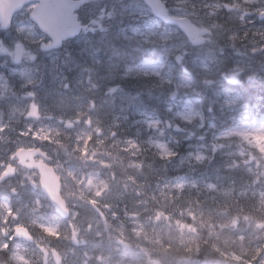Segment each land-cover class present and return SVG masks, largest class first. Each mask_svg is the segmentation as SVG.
<instances>
[{"label": "clouds", "instance_id": "1", "mask_svg": "<svg viewBox=\"0 0 264 264\" xmlns=\"http://www.w3.org/2000/svg\"><path fill=\"white\" fill-rule=\"evenodd\" d=\"M48 111L0 124V264H264V200L221 214L165 192L111 129L55 98Z\"/></svg>", "mask_w": 264, "mask_h": 264}, {"label": "rangeland", "instance_id": "2", "mask_svg": "<svg viewBox=\"0 0 264 264\" xmlns=\"http://www.w3.org/2000/svg\"><path fill=\"white\" fill-rule=\"evenodd\" d=\"M162 1L172 16L188 18L199 27L200 46L193 47L191 41L177 28L157 22L150 11L142 5L141 0L98 1L93 6L89 4L83 9L81 18L85 21V28L82 36L66 42L61 49L51 55L50 71L63 68L69 53L72 52L73 56L75 52L87 50L91 42L105 44L102 45L104 49L102 53L109 48L111 51H108L107 55L114 61V68L110 71L121 67V72L119 75L114 71L105 74L101 70L98 71L95 64L89 66L85 70L88 82L97 93L102 91L100 98L103 101L96 102L92 99L79 101L78 107L82 112L83 106L93 109L88 116L91 115L95 121L96 114L105 108L102 103L108 102L112 107L115 104L120 111H115L116 118L123 122L120 127L129 129L130 125V133L133 134L120 141L122 148L135 153L131 157L133 160L135 158L142 160L143 158L138 156L141 154L144 156L146 151V154L154 155L156 160L164 159V166L177 173L185 166L201 167L206 162L223 156L228 161L227 167L244 172L248 179L260 176L261 167L254 158L253 146L259 153H264V121L261 120L264 119V115L256 111L258 104L241 105L240 100L234 95V90L243 85L253 86V93L260 95L259 87H264V22H258L256 18L257 13L264 11V0ZM33 7L34 4L24 7L13 21L10 32L6 34V42L0 44V68H4L1 64H4L5 60L11 61L10 55H15L16 44H20L26 50L27 56L31 57L30 67L24 69L6 67L5 74L0 70V80L5 82L19 80L18 83L22 86H28L29 81L36 78L37 69L43 70L44 61L34 51L37 44L48 40L45 35L39 34L27 19ZM218 17L227 20L224 24L221 23L219 29L213 26V21ZM222 24L225 25L223 28ZM246 45L249 48L245 50L242 47ZM126 46L132 52L115 53L116 50L124 51ZM189 51L195 53L193 58L187 57ZM148 53L152 56H146ZM221 54L233 57L230 70L223 69L221 63L226 59H222ZM163 65L166 67L165 73L170 71L171 75L168 80L164 78L167 89H160L158 83L155 85L157 97H162L161 100L165 104L164 118L161 119L145 114L141 110V104L138 106L134 103L130 91H123L122 87L119 91V86L125 83L129 85V80L133 77L142 78L146 75L158 77L163 72L158 68ZM95 70L98 71V80L96 77L92 78ZM172 73L176 74L175 77ZM102 79L105 84H99ZM206 85L211 86L214 95L222 97L221 106L218 108L220 122L228 120L229 117L234 118L229 126L219 128L211 121L210 116L205 117L202 113L199 97L202 96V88ZM92 87L82 82V88L88 95L91 94ZM98 87L102 89L106 87L107 92ZM174 88L177 89L178 95L171 103L169 95ZM256 100L259 102L260 98L257 97ZM108 103L105 106L112 109ZM123 111L129 117H123ZM208 111L210 112L211 108ZM252 111L254 112L250 115ZM2 113V116L6 114L13 117L16 109L11 102H6L3 104ZM250 119L261 121L253 125L249 124ZM166 121L171 124L170 128H166ZM174 127L181 128V131L175 132ZM251 180L246 186L243 185L238 197H252L258 203L264 200V188L260 189L259 181L257 185H252ZM157 185L165 192L172 193L197 187L196 181L186 174L176 175ZM226 187L221 183L218 188L211 186L209 190L216 188L217 198H221L222 201L229 198V189H225ZM224 205L217 204L215 208L219 211L216 212L221 213Z\"/></svg>", "mask_w": 264, "mask_h": 264}, {"label": "bare ground", "instance_id": "3", "mask_svg": "<svg viewBox=\"0 0 264 264\" xmlns=\"http://www.w3.org/2000/svg\"><path fill=\"white\" fill-rule=\"evenodd\" d=\"M155 20L159 22L158 19H155ZM226 21L227 20H225L224 17H222L221 19L218 17L213 21V24H214L213 26L219 29L221 26V23L224 24ZM223 24H222V28L225 26ZM88 45L89 46H87L86 48L87 50H84L81 52H75L74 53L75 55L73 56H71L72 52L71 54L69 53L68 54L69 58L65 60V64L64 65L61 64L63 65V68H60V67L58 69L56 68L54 72L50 71V66L47 63L45 62L42 63L43 73L40 74V77H39L40 79L38 78L39 81H38L37 87L43 88V93L39 94V97H40L39 101L41 105L47 111H48V108H49V105L52 99L55 98L58 103H61V104L68 103L75 112H82V110H80L78 107V103L82 99L84 100L86 99L87 93L85 95L81 92L76 93V91H77V88L80 89L82 87V86H79V85H82V82L86 84L89 83L88 76H87L88 74L87 72H85V70L88 69L89 66L91 65L93 66L95 64L97 66L98 71L101 70L105 74L113 73V71L118 75L120 74L121 69H122L121 67H118L117 69H113L112 71H110V69L114 68V65H113L114 61L113 60L111 61L107 55L108 51H111L109 50V48L102 53V51L104 50L102 45H105V44H98V43L91 42ZM114 45H115V42H114ZM109 47H110V43H109ZM242 48L246 50L247 48H249V46L246 45V46H243ZM130 52H132V50L127 48V46L124 51H121V52H118L117 50L115 51V53H118V54L119 53L128 54ZM194 56H195V53H193L192 51H189L187 57L193 58ZM248 58L246 59L248 60ZM222 59H225V58H222ZM232 59L233 57L230 58V56L228 55L227 59L223 63H221V65L230 66V64L232 63ZM0 70L2 73L6 72L4 68H0ZM97 72L95 70V74H93V77H92L93 79L95 77L96 79L98 78ZM129 82L131 84V85L129 84L130 88H127L129 87L127 84H123L122 86H119V91L122 90L121 87L123 88V91H126V90L130 91L129 93L131 94V97L133 98L134 103L137 105L148 103V101L150 100L149 97L152 94V91L146 90V86H144L148 84L143 82L142 80H139L138 77H133V79H130ZM63 84L64 85L67 84L68 88L65 89L63 87ZM99 84H105V81L102 79L99 82ZM98 89H101V90H104V92H107L106 87H104V89L98 87ZM259 89L261 90V92H264V87H259ZM67 90L71 91V93L67 96H64L65 91ZM252 90H254L253 86L252 87H248L246 85H243L242 87L239 86L234 90V95L240 101L249 100L251 97V93H252V96L256 95L252 92ZM101 95H102V91H100L99 93H97L96 95H94L93 97L89 99L95 100L96 102L98 101L101 102L103 101L102 98H100ZM170 96L171 95H169V100H171ZM215 96L217 100H219V102L222 101L221 96L217 94H215ZM175 99L176 98H174L173 100L175 101ZM106 103L108 102L102 103L103 107L105 108L101 109L99 111L100 113L96 114L95 121L99 123V126L104 130L105 134H107L108 130L111 129V131L115 132L116 134L114 139H118L119 141H124L125 128H121L120 125H118V122H120L121 119L116 118L117 115L114 112L115 110L117 111L119 110L115 107V104H114V107H112V105L108 103L109 106L112 107V109L108 108L107 106H105ZM89 110H90V107H87L86 109L83 110L82 113H86L88 116ZM89 116L92 117L91 115ZM221 124L222 123L217 124V126L219 128H222ZM138 157L143 158V159L139 160L135 158L134 161L138 163H140V161H143V163H140L141 167L144 168L145 171H147L148 169H151L153 171L154 173L153 180L155 181V185L157 184L160 185L164 183L165 181L172 179L174 176H176V172H172L168 167L164 166L163 164V162L165 161L164 159L156 160L155 158H150V156H148V153L146 154V151H145L144 156L141 154ZM227 164H228V161L225 160L223 156L219 157L218 159H214L212 162H206L203 166L198 167L197 170L199 174H202V176H204L203 177L204 181L205 180L209 181L208 184L203 189H200L201 187L197 185L196 188H191V189L185 188L184 190H181L179 193H182V194L191 193L192 195L197 196V198L204 199V203L206 204L205 206H210V209L216 206L217 204L224 205V204L229 203V200L237 198V196L239 195L238 193L241 191L243 185L246 186L249 180L248 178L246 177L244 178L240 174L227 175L224 171L227 167ZM189 177L194 180L192 176H189ZM213 179L215 180V183H213ZM216 181L221 182L225 184V186H227L225 189L227 188L229 189V195H228L229 198L223 199L222 201H220L221 198H217L218 195L216 194L217 192L216 188L215 190H209V187L212 185H215V187L217 188L219 187V185H221V183L216 185ZM240 186L241 188L239 189ZM173 193H177V192H173Z\"/></svg>", "mask_w": 264, "mask_h": 264}, {"label": "water", "instance_id": "4", "mask_svg": "<svg viewBox=\"0 0 264 264\" xmlns=\"http://www.w3.org/2000/svg\"><path fill=\"white\" fill-rule=\"evenodd\" d=\"M89 0H0V27L8 29L15 12L30 2L38 4L30 12L29 18L38 29L46 34L51 44L42 46V49L50 50L61 46L62 42L72 39L81 31L78 16L75 13L81 5ZM151 9L154 17L164 24L175 25L193 44H199L200 30L188 19H175L169 16L167 9L160 0H143ZM259 21L264 20V12L257 15ZM176 90L170 96L173 100Z\"/></svg>", "mask_w": 264, "mask_h": 264}, {"label": "trees", "instance_id": "5", "mask_svg": "<svg viewBox=\"0 0 264 264\" xmlns=\"http://www.w3.org/2000/svg\"><path fill=\"white\" fill-rule=\"evenodd\" d=\"M220 57L227 59V57L223 56L222 54L220 55ZM224 61L225 60H222V63ZM222 67H224L223 69H225V70L231 69V66H229V65H222ZM164 69L166 70L165 66L159 70V71L163 70V72L158 77L154 76V75H146V76H143L142 78H139V80H142L143 82L148 84V85H144V86H146V90L152 91V94L149 97L150 100L148 101V103L141 105V110H143V112L147 115H151V116L154 115V116L159 117L161 119L164 118L165 104L161 100L162 97H157L155 85L158 83V87L160 89H167L168 88L164 78H166L168 80V78H170L171 74H170V71L168 73H165ZM172 75L175 77L176 74L172 73ZM130 85H128L129 87H127V88H130ZM252 92H254V90H252ZM259 93H260V95H258V94H256L255 96L251 95L249 100L240 101V104L241 105H247V106H253L254 104H258L256 111L259 112L260 114L264 115V92L260 91ZM201 95L202 96H200L199 98L201 100L200 102H201L202 113L205 115V117L210 116L212 118L211 121H213V123L220 124L221 122L218 119V116H220V112L218 111V108L221 106V102H219V100H217L216 96L212 92L211 86H208V85L204 86L202 88ZM257 97L260 98L259 102L256 100ZM208 104H210V105L208 107H206ZM209 108H211L210 112L208 111ZM253 112L254 111L250 112V115H252ZM123 117L126 118L129 116H128V114H123ZM233 120H234V118L229 117L228 120H225L224 122H222V126H229ZM122 123L123 122L120 120V122H118V125H121ZM121 128H123V127H121ZM125 130H127V132L124 131L125 137H128L129 135L130 136L133 135L130 133V125H129V129L126 128ZM139 140H140V138H139ZM148 156H150V155H148ZM150 158H155V156L154 155L150 156ZM197 168L198 167L192 168V167L188 166V167H185L181 172H179V174H186V175L192 176L194 178V180L196 181L197 185L199 187H201L200 189H203L208 184L209 181L203 180L204 176H202V174H199ZM224 171L227 175L240 174L244 178L245 177L247 178V176L244 172L237 170L233 167H231V168L226 167V169ZM248 180H251V179H248ZM213 183H215V180ZM220 183L221 182L216 181V185L220 184ZM260 189H263V188L260 187ZM198 200L204 201V199H202V198H198ZM254 202H255V199L252 197H244L243 196V198H242L241 196H239V197L237 196V198L229 200V203L224 205V208L228 205H233V206L239 205V208H242L244 211H248L249 210L248 206ZM211 209H215V211H219V210H217V208H215V206ZM211 209H209V210H211ZM237 210H239V209H237ZM221 213L223 214V211H221Z\"/></svg>", "mask_w": 264, "mask_h": 264}, {"label": "flooded vegetation", "instance_id": "6", "mask_svg": "<svg viewBox=\"0 0 264 264\" xmlns=\"http://www.w3.org/2000/svg\"><path fill=\"white\" fill-rule=\"evenodd\" d=\"M10 32V31H8ZM8 32L0 31V44L6 42V34ZM44 42H40L37 44L34 53L37 54L38 57H41L45 63H47L50 66L49 58L52 54H55L54 52H44L41 49V45ZM15 55H10L11 61L5 60L1 65H4L3 67H9L10 69H24L29 68L30 64L32 62L31 57L27 56V52L25 49L21 47L20 44H16L14 47ZM9 57V59H10ZM13 60V61H12ZM43 73V70L40 68L36 71V78L31 79L28 83V86H22L21 83L12 82L11 80L9 82H5L3 80H0V98L2 99L0 101V124L4 123H13L16 122L18 119L21 124L24 123H30L31 120L28 119V113L31 112L32 116L35 117L38 114L43 118V121L45 124H48L52 120L51 112H48L40 103V97L39 94L43 93V88L37 87L40 74ZM39 78V79H38ZM88 84V83H87ZM82 86V85H79ZM79 92L86 95L87 91L84 88H80ZM38 93V95H37ZM86 99H89L88 94L86 95ZM93 97V96H92ZM6 102H11L15 109L16 114L15 116H2V110H3V104ZM20 115V117H18ZM63 123V121H61ZM0 143H3V140H0ZM23 158V157H22ZM18 231H22L21 229H18Z\"/></svg>", "mask_w": 264, "mask_h": 264}]
</instances>
